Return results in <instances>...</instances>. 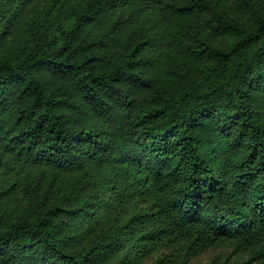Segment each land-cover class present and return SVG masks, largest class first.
I'll list each match as a JSON object with an SVG mask.
<instances>
[{
    "label": "trees",
    "instance_id": "1",
    "mask_svg": "<svg viewBox=\"0 0 264 264\" xmlns=\"http://www.w3.org/2000/svg\"><path fill=\"white\" fill-rule=\"evenodd\" d=\"M206 238L264 264V0H0V264Z\"/></svg>",
    "mask_w": 264,
    "mask_h": 264
},
{
    "label": "rangeland",
    "instance_id": "2",
    "mask_svg": "<svg viewBox=\"0 0 264 264\" xmlns=\"http://www.w3.org/2000/svg\"><path fill=\"white\" fill-rule=\"evenodd\" d=\"M181 240H174L167 244L165 242L160 248V253L173 255L175 259L179 257L181 251H173L180 248ZM197 249L189 253L186 264H256L248 261L247 254L235 246L229 240H214L206 238L197 245Z\"/></svg>",
    "mask_w": 264,
    "mask_h": 264
}]
</instances>
